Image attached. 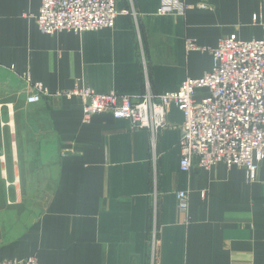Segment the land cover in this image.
Masks as SVG:
<instances>
[{"label": "crops", "instance_id": "obj_1", "mask_svg": "<svg viewBox=\"0 0 264 264\" xmlns=\"http://www.w3.org/2000/svg\"><path fill=\"white\" fill-rule=\"evenodd\" d=\"M183 1L184 15L161 16L162 0H119L131 12L113 28L49 34L35 19L42 0H0V258L264 264V161L253 182L224 163L185 171L176 105L154 136L110 113L85 120L78 97L57 95L175 91L213 66L188 40L214 48L233 33L264 36L261 0ZM38 85L41 101L28 104Z\"/></svg>", "mask_w": 264, "mask_h": 264}, {"label": "built area", "instance_id": "obj_2", "mask_svg": "<svg viewBox=\"0 0 264 264\" xmlns=\"http://www.w3.org/2000/svg\"><path fill=\"white\" fill-rule=\"evenodd\" d=\"M261 1L264 8V0ZM118 3L119 0H42L35 19L40 30L49 34L113 28L120 15L131 12ZM188 8L190 5L183 0H162L156 13L184 15ZM187 47L209 50L213 66L199 78L184 79L178 90L131 97L76 87L57 95L78 97L85 120L110 113L129 120L134 129L150 130L154 136L167 125V112L174 104L184 116L179 140L182 170L188 171L194 165L209 169L224 163L228 167H244L248 180L256 181L259 165L264 161V36L242 39L233 33L220 39L214 48L202 47L193 40L187 41ZM38 88L29 94L28 102L41 101L43 89L39 85ZM177 196L180 211L186 212L188 193L180 191ZM0 264L39 261L35 256L0 258Z\"/></svg>", "mask_w": 264, "mask_h": 264}, {"label": "rangeland", "instance_id": "obj_3", "mask_svg": "<svg viewBox=\"0 0 264 264\" xmlns=\"http://www.w3.org/2000/svg\"><path fill=\"white\" fill-rule=\"evenodd\" d=\"M31 93V92H30ZM26 102L28 103V104H31L30 102H28V100H26ZM36 103H38V102H36Z\"/></svg>", "mask_w": 264, "mask_h": 264}]
</instances>
